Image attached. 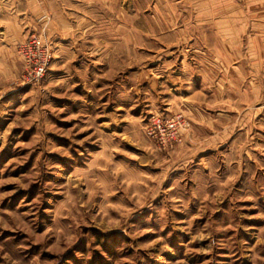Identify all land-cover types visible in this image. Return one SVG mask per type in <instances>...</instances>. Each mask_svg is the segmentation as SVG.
I'll return each instance as SVG.
<instances>
[{
    "label": "rangeland",
    "instance_id": "rangeland-1",
    "mask_svg": "<svg viewBox=\"0 0 264 264\" xmlns=\"http://www.w3.org/2000/svg\"><path fill=\"white\" fill-rule=\"evenodd\" d=\"M25 9L0 20V264H264V0Z\"/></svg>",
    "mask_w": 264,
    "mask_h": 264
},
{
    "label": "built area",
    "instance_id": "built-area-1",
    "mask_svg": "<svg viewBox=\"0 0 264 264\" xmlns=\"http://www.w3.org/2000/svg\"><path fill=\"white\" fill-rule=\"evenodd\" d=\"M28 53V75L25 77L29 82H38L47 72L52 60V52L47 47H41L37 41L29 43ZM29 49V48H28ZM178 123L168 120L163 121L161 118L153 120V124L149 129V134L160 139L161 142L167 143L175 140Z\"/></svg>",
    "mask_w": 264,
    "mask_h": 264
},
{
    "label": "crops",
    "instance_id": "crops-1",
    "mask_svg": "<svg viewBox=\"0 0 264 264\" xmlns=\"http://www.w3.org/2000/svg\"><path fill=\"white\" fill-rule=\"evenodd\" d=\"M14 3H18L16 4V7L18 6L17 8L15 7ZM19 3H22V5H19ZM25 3L28 5L30 0H0V20L7 19L9 17L13 18L16 10L22 12V14H25ZM0 25L7 26L8 22L1 21Z\"/></svg>",
    "mask_w": 264,
    "mask_h": 264
}]
</instances>
